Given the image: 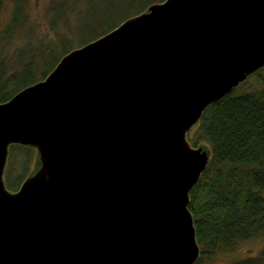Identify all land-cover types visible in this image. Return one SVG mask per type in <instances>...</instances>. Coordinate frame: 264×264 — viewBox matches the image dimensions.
<instances>
[{
  "label": "water",
  "instance_id": "water-1",
  "mask_svg": "<svg viewBox=\"0 0 264 264\" xmlns=\"http://www.w3.org/2000/svg\"><path fill=\"white\" fill-rule=\"evenodd\" d=\"M264 67V0H165L0 102V264H194L188 132ZM38 149L18 191L9 145Z\"/></svg>",
  "mask_w": 264,
  "mask_h": 264
},
{
  "label": "trees",
  "instance_id": "trees-1",
  "mask_svg": "<svg viewBox=\"0 0 264 264\" xmlns=\"http://www.w3.org/2000/svg\"><path fill=\"white\" fill-rule=\"evenodd\" d=\"M5 0H0V22ZM13 18L0 41V102L45 79L66 53L119 26L126 19L165 0H49L46 22L53 39L22 48L16 57L6 48L28 24L27 0H14ZM255 75V76H254ZM254 76V77H253ZM253 77V79H252ZM186 136L191 144L208 145V166L190 191L200 256L194 264H264V244L257 253L240 247L264 240V67L221 99L211 103ZM37 149L9 145L5 181L18 191L31 175Z\"/></svg>",
  "mask_w": 264,
  "mask_h": 264
},
{
  "label": "rangeland",
  "instance_id": "rangeland-1",
  "mask_svg": "<svg viewBox=\"0 0 264 264\" xmlns=\"http://www.w3.org/2000/svg\"><path fill=\"white\" fill-rule=\"evenodd\" d=\"M27 1H28V4L26 6L27 8L25 11L28 17V24L23 28L22 31L14 34L13 39L11 40V42H9L10 44L6 48V53H8V55H13L14 57H16V55L18 54L17 52H19L22 48L28 46L30 43L32 45L35 44L36 46V44L41 43L40 41L45 36H48V38H51V39H53L54 37L53 33L51 32V29L47 25V22H46L47 18L45 15L46 14L45 9L47 7L49 0H27ZM14 6H15L14 0L4 1L3 12H2V17H1V22H0V41L3 39V34L8 24L13 18ZM201 145L208 147V145L204 143ZM38 154H39L38 151H36V154H35L36 156L34 158V162L31 167V174L34 173L36 170H38L41 166V162H40V158ZM263 244H264L263 239L251 240V241L245 242L240 247V250L243 254L252 255L253 253H257ZM228 261H229L228 258L226 259L225 256H222L219 258L218 264H227Z\"/></svg>",
  "mask_w": 264,
  "mask_h": 264
}]
</instances>
